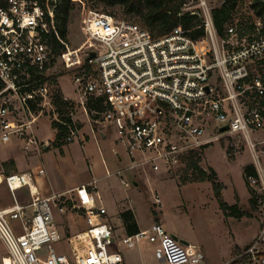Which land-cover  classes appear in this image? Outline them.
<instances>
[{"label": "built area", "instance_id": "1", "mask_svg": "<svg viewBox=\"0 0 264 264\" xmlns=\"http://www.w3.org/2000/svg\"><path fill=\"white\" fill-rule=\"evenodd\" d=\"M194 1L199 10L191 9ZM252 1L242 3L245 12ZM185 7L201 18L198 27L204 32L199 38L181 26L152 37L127 19L99 34L91 27L89 11L84 32L96 44L85 52L72 77L77 99L64 98L80 107L92 124L113 127L131 157L129 167L148 166L156 172L182 166L191 152L207 144L205 135L213 120L219 135L245 140L257 172L249 183L260 182L264 193V74L257 69L264 65L262 21L256 17L251 31L240 34L236 18L221 36L207 0H192ZM53 24V6L45 9L39 0H7L0 7V141L18 137L26 151L43 147L32 130L39 115L48 111L60 120L52 101L58 82L49 73L54 64L48 43ZM96 97L103 99L105 109L89 113L88 102ZM14 112L20 119L12 116ZM74 114L65 144L79 132ZM225 125L228 129L221 131ZM5 181L13 202L0 206V240L6 253L0 264H124L119 244L134 247L142 239L155 244L154 255L161 262L205 264L200 246L183 243L160 222L116 241L107 209L95 204L86 185L76 188L78 200L72 207L84 210L87 228L65 237L55 210L65 213L69 198L41 195L30 172L10 173ZM122 183L130 186L125 179ZM22 188L28 192L25 202L17 198ZM153 199L161 204L158 195ZM61 240H66L68 253L57 250L55 243ZM232 262L264 264V225L257 237L222 264Z\"/></svg>", "mask_w": 264, "mask_h": 264}, {"label": "rangeland", "instance_id": "2", "mask_svg": "<svg viewBox=\"0 0 264 264\" xmlns=\"http://www.w3.org/2000/svg\"><path fill=\"white\" fill-rule=\"evenodd\" d=\"M207 1L211 8L221 3L220 0ZM74 4L75 8L71 12L68 24V48L65 52L60 53V55L56 57L49 73L55 76L60 88H62L70 98L77 99V95L74 92L72 77L83 64L85 52L88 48L93 47V45L96 44V41L92 40L84 32V28H86L84 26V21L86 20L89 11H91V27L99 34L109 32L121 19H127L135 23L137 22L133 18H125L119 7H105L102 4H95L93 0H75ZM191 6V9L193 10L200 9L195 1ZM244 6V4L238 6V10L242 13L245 12ZM183 10L188 11L185 6L183 7ZM257 69L264 74V65H257ZM79 109L81 108H77L76 112H79ZM81 112H83L82 109ZM51 115V112L47 111L37 117L39 123L45 124L43 127L45 140H48L52 136L50 119L53 117ZM12 116L16 119H20L19 112H14ZM256 135L262 137L261 133H257ZM205 138L210 141L203 145L199 150L198 156L201 158L198 162L199 166L207 170V172L214 169L218 173L216 179L218 178L217 180H219L222 185L224 184L226 186L227 189L225 190L224 195L227 200L233 201V196H235V186L240 194L238 206L240 210L249 211V215L246 214L244 217L240 218H235L232 215H229L233 217V220L227 222L223 218L220 219L217 216V213H213L212 208L206 210L200 209L198 207L199 201L202 200V196H205L207 193V185L205 183H212L210 180L201 181L205 182L201 185H190L180 192L182 194V199H184L188 208L187 214H181L178 206L182 203V200L179 197V191L176 189V183H199V181H193L191 179L193 172L192 169H187L186 161L182 166L174 168L169 174H166V176L162 175L166 180H157L158 178L156 179V176H152L154 171L148 167V174H144L149 178L148 181L146 180L144 184L142 180H140V183L143 185L140 187V190L144 193H141L137 200L138 206L136 211L139 220L142 223L146 220H150V209L154 210L157 214L160 212L159 215L164 217L166 224L172 229L174 228L179 235H186V237L192 242H194L195 237H197L204 241L211 251L219 250L225 252L227 257H231L232 252H229V250L232 249L231 251H233L235 246L232 245L233 240L229 235L230 230L233 231V235L234 233L237 235L239 240L244 241L250 239L252 236L254 239L260 234L264 225V193L260 188V182L256 183L254 186H251L250 184V187L256 190L255 197L257 200V209H251L250 198L247 196L246 183L242 175L241 167L252 161V158L250 151L247 148V143L243 138L236 135H219L217 125L213 120H210ZM16 140V137L13 136L9 143H7L8 145L6 143H0V206L2 207L11 205V202L13 201L11 192L6 185L5 178L7 175L6 171H8L7 169L12 166L13 159H16L14 157H9L5 148L6 146L13 147L14 143L18 142V140ZM21 141H19L20 144L17 148L18 154L22 158V155H25L26 158H28L32 153L23 148ZM77 142L76 144H79L80 146L81 143ZM79 150H76V152L73 153L75 159L79 156L78 154L82 153L81 147ZM262 163L264 165V157H262ZM76 169L78 172L70 173L71 179L84 176L87 174L86 171H88L85 161L82 160L76 162ZM99 170L100 172H102V170L104 171L103 166H100ZM61 175L63 176V174ZM126 179H128L130 186L124 187L122 183L118 181L121 190L124 194L126 193L128 196L132 195L134 198L133 194H135L136 187L129 176H127ZM63 181L66 184L70 183L66 177H63ZM156 189L162 198L161 207L154 203L152 197V191H155ZM26 192L25 190L22 191L17 198L23 202L27 201L28 195ZM147 195H150V198H146ZM77 200L68 199L66 201V213H71L72 215L67 214V216L59 218V225L66 232L68 231L69 235L72 234L70 233V224H73L75 228V226L79 225L81 222L78 220L85 219L82 209L72 207L73 203L77 202ZM107 220L113 226L116 241H118L121 238L119 234V226L116 218L111 216L108 211ZM83 230H85V228L80 229V231ZM55 246L58 251H63L65 253L69 252L66 240H61V243L56 242ZM118 249L125 257L124 264H127L128 262L129 264H167L155 258L153 252H151V249L149 248V242L146 239H142L134 247H126L120 243ZM5 254L4 245L0 240V260Z\"/></svg>", "mask_w": 264, "mask_h": 264}, {"label": "crops", "instance_id": "3", "mask_svg": "<svg viewBox=\"0 0 264 264\" xmlns=\"http://www.w3.org/2000/svg\"><path fill=\"white\" fill-rule=\"evenodd\" d=\"M62 92L64 96L74 100V98H70L64 92L63 89ZM73 118L75 120V123L79 124L78 135L76 136L74 141L64 144L61 147H56L52 144L56 136V129H54L51 124L52 119H50V125L52 127V136L48 140L44 139L43 127L45 124L39 123L38 120L36 119L35 123L33 124L32 130L37 140L43 143V147L41 151L33 149L29 151L32 153V155L28 156V158H26L25 155H22L23 156L22 158L18 154V150H17L18 145L20 144L19 141H21V139L16 137L18 142L14 143L13 147L6 146L5 148L7 155L9 157H14L16 159V160L13 159L12 166L7 169L8 170L6 171L7 175L14 172H30L36 181L37 188L41 195L50 196L52 194H63L66 198H69L70 200L71 198L73 200L74 199L77 200L76 188L81 185H86L88 189L92 190L93 192L95 204L100 207H105L109 212V214L116 218L119 226V234L121 237H123L126 234V231L123 225V221L120 218V212H122L125 209H131L134 213L135 220L139 229H146L152 223L160 222L169 232H171L181 240L187 241L188 243H193V244L196 243V245L200 246L205 252V264H222L223 262L227 261L233 256L234 249L233 251H231L232 249L229 250V252H232V255L231 257H227L225 252L219 250L211 251L207 247V244L204 241L198 239L197 237H195V241L192 242L186 237V235H181V234L179 235V233L174 228L172 229L166 224L164 217L159 215L160 212L159 214H157L155 213L154 210L150 209L149 211L151 214L150 220H146L145 222L142 223L139 220L136 208L138 206L137 200L140 197V194L144 193L143 191L141 192L140 190V187L143 186L140 183V180H142V182L145 184V181L146 180L148 181L149 179L147 176L144 175V174H148V166H145V168L129 167L131 163V157L127 154L125 146L120 142H118L116 133L114 132L112 126H101L98 124L95 126V124H92V122L88 120L86 114L84 112H81V109H79V112H76L73 115ZM9 141L8 142L0 141V143L7 144L9 143ZM77 141L81 143L80 146L79 144H76ZM21 143L23 146L22 141ZM80 147L82 153L81 154L77 153L79 156L75 159V157H73V153H75L76 150H79ZM81 160L85 161L87 165L88 168V171H86L87 174L84 176L77 177L75 179H71L70 173L78 172V170L76 169V162H79ZM250 164L253 165V161H250L242 165L241 171L243 177H244V173H243L244 167ZM100 166H103L104 171L102 170V172H100L99 170ZM41 168L44 170V172L39 174L38 171ZM118 171H120L121 173L117 174ZM61 174H63V176ZM166 174H169V172L154 171L152 176L154 177L156 176V179L158 178L157 180H166V178L163 177L166 176ZM216 175L218 177L217 172ZM127 176H129L132 179L136 187L135 194H133L134 198L132 195L128 196L126 193L124 194L121 190L120 183H122V179L128 181V179H126ZM63 177H66L70 183L66 184L63 181ZM203 183L205 182L192 183V184L176 183L177 185L176 189L179 191V195H180L179 197L182 200V203L179 204L178 206L181 214H187L188 208L184 199H182V194L180 192L186 189L187 187H189L190 185H201ZM93 184L96 186L95 189H93ZM205 184L207 185V193L205 196H202V200L199 201L198 207L204 210L208 208H212L213 213H217V216L220 219L223 218L227 222L232 221L233 217L229 215L228 216L225 215L223 210L221 209L219 202L215 196L213 184L212 183L210 184L205 183ZM122 185L124 187H128L125 186L123 183ZM221 186H222L221 195L223 199L229 205L238 204V199L240 194L237 188L233 185L235 196H233L234 197L233 201L232 200L230 201L227 200L224 195V192L227 189L226 186L224 184L223 185L221 184ZM24 190L25 192L27 191L26 188H22L18 190L17 196L21 194L22 191ZM246 192H247V196L250 198L249 188L247 184H246ZM26 193L28 195V192ZM154 194L158 195L159 198L161 199V204H159L161 207L162 198L157 192V189L155 191H152V197ZM146 198H150V195H147ZM82 212L85 215L84 210ZM67 214L72 215L71 213H66V212L60 213L59 210H55L56 223L63 236L67 237L74 233L80 232V229L87 228L86 219L83 218L81 220H78L81 222L79 225H76L75 228L73 224H70L71 225L70 233L72 234L69 235L68 231L66 232L59 225V218L62 216L63 217L67 216ZM229 235L233 240L232 245L238 246L240 248L245 247L253 240V236L245 241L239 240V238H237V235H235V233L233 235V231L231 230L229 231ZM149 248L151 249V252H153L154 254L155 244L149 243ZM123 258L125 262V257L123 256ZM127 264H129V262Z\"/></svg>", "mask_w": 264, "mask_h": 264}, {"label": "trees", "instance_id": "4", "mask_svg": "<svg viewBox=\"0 0 264 264\" xmlns=\"http://www.w3.org/2000/svg\"><path fill=\"white\" fill-rule=\"evenodd\" d=\"M192 0H93L95 4H102L105 7H119L125 18H133L137 24L146 29L152 37H159L167 34L174 28L181 26L193 38H199L203 35V28L198 27L201 24V18L197 14H191L189 11H184L183 7ZM221 3L211 10V15L217 32L224 36L227 25L230 22H235L238 18L239 32H249L252 29V22L255 18H260L264 26V0H253L249 4V10L241 12L238 6L242 5L244 0H220ZM42 6L47 9L49 6L54 8V24L51 26V31L48 34V43L53 53V62L60 53L65 52L68 48L67 33L70 15L75 8V0H39ZM7 0H0V7H5ZM240 12V13H239ZM55 78V77H54ZM2 83L0 82V89ZM52 101L55 111L60 120L52 118L51 124L56 129L55 140L52 144L56 147H61L65 144L63 139L69 133V125L72 126V114L76 112V107L73 102L64 98V94L57 83L53 92ZM88 111L92 109L102 111L105 109L103 99L96 97L88 102ZM34 113H38V109H33ZM62 121V122H61ZM79 128V124H76ZM96 126V124H95ZM199 150L191 152L186 158L187 169H192L193 181L210 180L213 184L215 196L219 202L221 209L225 215H232L240 218L244 215H249V211L240 210L238 204L229 205L221 195V184L216 179V172L212 169L207 172L200 167L198 162ZM244 179L249 188L251 209H257L256 190L250 187L249 178L257 177V172L254 165L244 167ZM156 213V212H155ZM120 218L123 221L126 234H134L140 229L136 223L134 213L131 209H125L120 212ZM241 248L235 246L233 254ZM233 264V262H232Z\"/></svg>", "mask_w": 264, "mask_h": 264}, {"label": "water", "instance_id": "5", "mask_svg": "<svg viewBox=\"0 0 264 264\" xmlns=\"http://www.w3.org/2000/svg\"><path fill=\"white\" fill-rule=\"evenodd\" d=\"M228 129V125H225V126H223V127H221V131H225V130H227ZM183 243H185V244H187L188 242L187 241H184V240H181Z\"/></svg>", "mask_w": 264, "mask_h": 264}]
</instances>
